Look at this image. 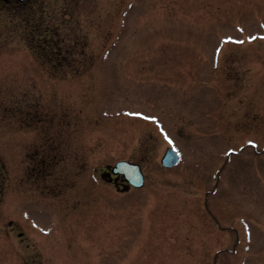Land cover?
Segmentation results:
<instances>
[{
    "label": "rangeland",
    "instance_id": "obj_1",
    "mask_svg": "<svg viewBox=\"0 0 264 264\" xmlns=\"http://www.w3.org/2000/svg\"><path fill=\"white\" fill-rule=\"evenodd\" d=\"M262 38L264 0H0V264H264Z\"/></svg>",
    "mask_w": 264,
    "mask_h": 264
},
{
    "label": "water",
    "instance_id": "obj_2",
    "mask_svg": "<svg viewBox=\"0 0 264 264\" xmlns=\"http://www.w3.org/2000/svg\"><path fill=\"white\" fill-rule=\"evenodd\" d=\"M178 162L179 154L174 149L168 148L162 158V164L165 167H172L178 164ZM111 173L117 176H122L125 182L135 188H141L144 186L145 177L140 165L137 163H132L125 160L119 161L111 167L110 173L107 172L104 174V177H109Z\"/></svg>",
    "mask_w": 264,
    "mask_h": 264
},
{
    "label": "snow or ice",
    "instance_id": "obj_3",
    "mask_svg": "<svg viewBox=\"0 0 264 264\" xmlns=\"http://www.w3.org/2000/svg\"><path fill=\"white\" fill-rule=\"evenodd\" d=\"M262 39H264V38H262ZM235 43H240V44H242V43H243V41H235ZM166 139H167V137H166ZM168 142H169V144H171V143H172V141H171V140H169Z\"/></svg>",
    "mask_w": 264,
    "mask_h": 264
},
{
    "label": "flooded vegetation",
    "instance_id": "obj_4",
    "mask_svg": "<svg viewBox=\"0 0 264 264\" xmlns=\"http://www.w3.org/2000/svg\"><path fill=\"white\" fill-rule=\"evenodd\" d=\"M112 178H116V177L114 175H112ZM119 181H122V177L119 178Z\"/></svg>",
    "mask_w": 264,
    "mask_h": 264
}]
</instances>
